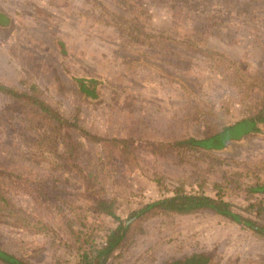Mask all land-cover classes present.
Segmentation results:
<instances>
[{
  "label": "rangeland",
  "instance_id": "rangeland-1",
  "mask_svg": "<svg viewBox=\"0 0 264 264\" xmlns=\"http://www.w3.org/2000/svg\"><path fill=\"white\" fill-rule=\"evenodd\" d=\"M0 9L12 21L0 26V83L36 85L45 102L88 132L131 140L118 163L121 144L102 146L72 129L76 164L67 158L56 166L53 154L34 148L26 110L0 93V170L22 173L28 188L48 191L44 199L4 180L9 199L37 226L0 222L1 250L24 264H80L88 245L79 247V230L94 235V255L119 224L94 210L95 197L112 201L125 221L173 195L174 185L226 201L232 212L264 224V193L245 190L264 183V127L216 150L154 142L202 139L264 112V0H0ZM76 78L90 82L94 96L81 92ZM67 169L69 183L52 188L48 182ZM80 169L96 176L91 190ZM205 258L264 264V236L207 207L152 212L130 222L106 264Z\"/></svg>",
  "mask_w": 264,
  "mask_h": 264
},
{
  "label": "trees",
  "instance_id": "trees-1",
  "mask_svg": "<svg viewBox=\"0 0 264 264\" xmlns=\"http://www.w3.org/2000/svg\"><path fill=\"white\" fill-rule=\"evenodd\" d=\"M76 82H86L84 79H74ZM36 85H31L29 90H22L13 85L0 83V93L6 95L9 100L13 102L14 106L21 107L26 110V121L31 122V126L28 125V130L35 133L36 138L32 139L34 148L41 153V156H47L53 154L56 162V166H62L65 164L67 158H72L73 163L77 158L75 153V145L72 140L71 130H77L81 135L85 136L86 139L101 144L102 146L108 142H118L121 144V153L117 157L118 163H124V156L127 150H130L129 139H108L99 135L92 134L78 125L77 119H67L59 110L45 102L37 93ZM94 96V92L91 93ZM249 119L252 120V126L264 121L263 110L257 111L256 113L245 117L233 125L225 126L218 132L204 137L202 139H196L193 137L176 139L169 142L154 141L158 146L163 148H185V149H217V143L214 141L227 139L228 133L233 132V129L237 131L249 127ZM249 129V128H248ZM243 130V131H244ZM109 146V143H108ZM58 160V162H57ZM76 164V163H75ZM64 167V166H62ZM68 175L65 174L59 178H52L48 184L51 187H56L57 184H68L69 175L73 173V170L67 169ZM85 169H80L79 173L82 181L88 182V189L91 190L93 183L96 181V176L86 172ZM65 172V171H64ZM12 183V188L17 192L25 190L33 196V193H37L39 197L46 198V191L43 187L34 188L26 185L28 183L27 177L22 173H8L3 169L0 170V222L10 224L19 228H36L37 223L32 222L31 219L24 216L20 209L9 199L8 184L5 181ZM43 182V181H42ZM41 182V183H42ZM92 183V185H90ZM26 186V187H25ZM247 194L253 195L257 192L264 193L263 182H251L245 188ZM93 208L98 213H103L105 216L112 217L119 221V224L112 230H110L105 238L104 243L97 248L94 255L90 254L92 250L91 242L94 240V235L88 236L79 230L76 241L81 243L80 248L88 245V248L83 249L80 264H106L107 258L121 246L124 242L126 235L130 229L128 220L123 221L118 214H116L113 208V202L102 197H95L93 199ZM204 206H210L215 211L224 216L230 217L232 220L240 223L244 228L251 230L254 233L264 236V224H260L250 217L242 216L238 213L232 212L228 207L229 204L221 199H215L204 193H187L185 192L182 185H174V194L155 202H152L142 209H139L132 213L130 219H136L143 214H149L152 212H159L164 215L171 214H191L198 211ZM256 206L255 213L260 212L261 209ZM128 221V222H127ZM0 259L6 264H24L20 258H17L4 250L0 249ZM191 260L184 259L181 261H175L171 264H190Z\"/></svg>",
  "mask_w": 264,
  "mask_h": 264
},
{
  "label": "flooded vegetation",
  "instance_id": "flooded-vegetation-1",
  "mask_svg": "<svg viewBox=\"0 0 264 264\" xmlns=\"http://www.w3.org/2000/svg\"><path fill=\"white\" fill-rule=\"evenodd\" d=\"M8 23H12L9 15L5 11H3L2 9H0V26L4 27V25L5 24H8ZM77 83L79 85L80 91L83 92V93H85L86 95H90L91 96V93L94 92V86L90 82H87L86 81V82H77ZM248 124L251 126L248 131H245V132L243 131L242 133H238V131H237L236 133H234V134H236V136L234 138L233 137H228L227 139L224 140V143L223 144H221V145L217 144V147L218 148H223L226 145H231V144H234V143H238V142H240L243 139L250 138L252 136H259L260 135L259 134L260 133V128L261 127H264V121L263 122H259V123H257V124H255V125L252 126V120L249 119ZM237 139H238V141L236 142ZM204 207L213 209L210 206H204ZM215 212L218 213L217 211H215ZM132 220L133 219H130V220L128 219L129 224H130V222ZM202 260H203V262H201V263L199 262L198 264H208L207 263V258L202 259ZM190 264H194V262H192Z\"/></svg>",
  "mask_w": 264,
  "mask_h": 264
},
{
  "label": "crops",
  "instance_id": "crops-1",
  "mask_svg": "<svg viewBox=\"0 0 264 264\" xmlns=\"http://www.w3.org/2000/svg\"><path fill=\"white\" fill-rule=\"evenodd\" d=\"M180 139H182V138H180Z\"/></svg>",
  "mask_w": 264,
  "mask_h": 264
}]
</instances>
